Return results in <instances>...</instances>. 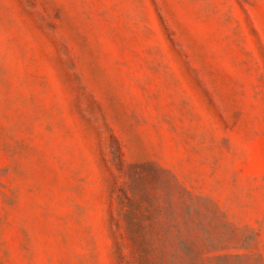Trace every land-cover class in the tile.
Returning a JSON list of instances; mask_svg holds the SVG:
<instances>
[{
    "label": "rangeland",
    "instance_id": "1",
    "mask_svg": "<svg viewBox=\"0 0 264 264\" xmlns=\"http://www.w3.org/2000/svg\"><path fill=\"white\" fill-rule=\"evenodd\" d=\"M0 264H264V0H0Z\"/></svg>",
    "mask_w": 264,
    "mask_h": 264
}]
</instances>
